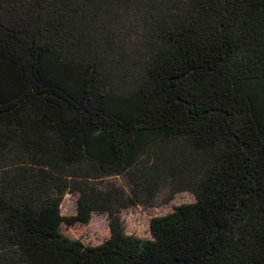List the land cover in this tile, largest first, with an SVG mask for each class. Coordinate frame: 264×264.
I'll use <instances>...</instances> for the list:
<instances>
[{"label":"trees","instance_id":"obj_1","mask_svg":"<svg viewBox=\"0 0 264 264\" xmlns=\"http://www.w3.org/2000/svg\"><path fill=\"white\" fill-rule=\"evenodd\" d=\"M0 264H264V0H0Z\"/></svg>","mask_w":264,"mask_h":264},{"label":"rangeland","instance_id":"obj_2","mask_svg":"<svg viewBox=\"0 0 264 264\" xmlns=\"http://www.w3.org/2000/svg\"><path fill=\"white\" fill-rule=\"evenodd\" d=\"M142 44L143 40L140 37L134 36V40H126V45L130 48L129 51ZM112 180L123 184V180L120 178ZM170 193V187L163 185L151 205H137L122 209L119 216L125 232L140 238H148L150 236L149 222L153 216L163 215L170 212L174 206L194 200L193 194L189 191H178L171 197ZM60 208L63 215L74 214L76 212V195L65 193ZM61 231L70 238H78L85 244L95 245L109 235L110 227L106 214L93 213L88 223H75L71 226L62 224Z\"/></svg>","mask_w":264,"mask_h":264}]
</instances>
